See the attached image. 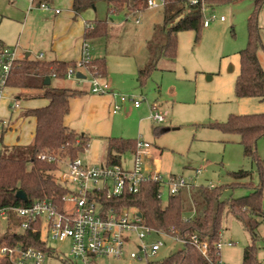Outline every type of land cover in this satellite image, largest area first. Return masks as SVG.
I'll list each match as a JSON object with an SVG mask.
<instances>
[{"label":"rangeland","instance_id":"1","mask_svg":"<svg viewBox=\"0 0 264 264\" xmlns=\"http://www.w3.org/2000/svg\"><path fill=\"white\" fill-rule=\"evenodd\" d=\"M156 1L161 3L162 0ZM254 5L255 0H230L210 7L205 5V18L214 16L216 20L211 21L208 28L202 29L199 41H196L194 31L179 33L176 60L161 59L157 70L152 72L144 86H140L137 80L138 68L143 69L148 63L147 44L165 41V34L161 32L163 7L146 9L138 14L123 11L113 15L109 14L107 0H97L96 9L91 7L74 16L72 0H60L56 6L63 11V15L46 20L39 11L28 12L27 0H0V39L5 42L34 43V54L35 51L53 49V44H56L58 52L55 57H61V51L67 49L65 42H84V22L108 19L107 37L89 41L91 55L93 58L99 55L107 58L109 79L115 91L135 97L141 101L142 107L136 110L133 102L127 101L122 111L110 118L113 135H125L151 143L146 163L153 164L163 174L184 173L186 177L195 179L197 185L221 186L236 181L230 173L247 170L254 172L253 181L258 184L256 166L245 158L240 137L204 126L225 123L230 115L264 113V101L238 99L235 94V84L240 74V52L248 46V20ZM27 14L30 16L23 27V18ZM222 17L225 21L220 20ZM259 26L264 45V7L259 14ZM9 47L16 48V45ZM19 51H23L22 45ZM52 57L45 54L46 59ZM259 58L264 67L262 51ZM84 81V87L90 88L89 82ZM75 82L73 79V82L63 81L60 85L75 88ZM154 106L165 117V122L156 124L150 119ZM13 139L14 134L7 133L4 144L13 142ZM257 149L259 156L264 158V139L258 142ZM80 158L84 159V155ZM122 164L130 168L132 156H124ZM196 170H202V173L194 178ZM247 193L245 189H237L225 193L223 199L231 195L240 198ZM167 200L165 196L163 202ZM259 233L263 237L258 243L259 258L264 263V222ZM222 237V242L231 241L234 246L221 250V261L225 264H242L243 250L251 244V238L243 223L229 209L225 211ZM154 240L152 237L149 241ZM164 242L166 246L159 254L160 259L183 248L166 238ZM49 243L64 255L70 253V241ZM132 250H135V245L128 248V251ZM105 263L139 264L127 256Z\"/></svg>","mask_w":264,"mask_h":264},{"label":"trees","instance_id":"2","mask_svg":"<svg viewBox=\"0 0 264 264\" xmlns=\"http://www.w3.org/2000/svg\"><path fill=\"white\" fill-rule=\"evenodd\" d=\"M52 2L53 0H40ZM230 0H165L164 24L161 32L165 34L164 42H149L148 63L138 73V82L144 86L153 71L157 70L161 59L176 60L178 56V35L181 32H196L199 41L204 28V6L226 3ZM97 0H73L75 16L94 7ZM148 0L108 1L109 14H120L123 11L138 14L148 9ZM264 7V0H255L253 12L248 20V46L240 52V74L235 84L238 99H258L264 101V67L259 52L264 53V45L259 26V14ZM87 25L84 38L87 41L105 38L109 32L108 19ZM5 46L0 45V49ZM79 62L18 60L12 70L9 87L25 89L29 76L66 79L69 68L78 69ZM95 67L102 74L107 73L106 58L94 59ZM36 97L48 100L43 108L25 112L26 117H34L37 121L33 142L29 146L4 145V132L0 135V204L2 206H29L32 203L50 199L60 208L64 206V197L68 189L56 180L57 163L42 161L40 156L51 153L59 159H78L89 147L90 138L65 125V117L70 111V101L83 94L72 88H55L51 85L35 88ZM206 127L220 130L229 135H238L241 139L245 158L256 166L259 183L253 181L254 172L239 170L229 175L236 180L234 183L214 186L200 185L189 191L170 196L166 203L158 198V185L146 182L141 185L138 193L124 192L122 196L107 198L106 193L100 196L105 209L120 211L124 208H137L142 214L145 224L155 230L187 235L198 233L208 238L212 256H215V244L222 240L225 211L240 220L251 238V244L243 252L242 264H263L259 258L258 243L263 239L259 233L264 222V158L258 154V142L264 139V113L249 115H230L225 123H211ZM135 139L109 138L106 166H122L124 155L135 154ZM244 181V182H243ZM245 189L248 193L240 198L231 195L223 199L225 193ZM24 193L27 202L19 199ZM14 220V218H13ZM18 220L16 219V222ZM17 224V223H15ZM16 226L3 230L0 226V246L23 244L44 251H49L46 243L35 233L37 226L20 233L14 231ZM0 264H9L0 260ZM160 264H208L202 254L190 245L171 253Z\"/></svg>","mask_w":264,"mask_h":264},{"label":"built area","instance_id":"3","mask_svg":"<svg viewBox=\"0 0 264 264\" xmlns=\"http://www.w3.org/2000/svg\"><path fill=\"white\" fill-rule=\"evenodd\" d=\"M27 2L28 12L54 10L56 14L61 13V10L54 9L48 2L40 0H27ZM192 3L195 4L197 1ZM147 6L148 9L164 7L165 0L161 3L148 0ZM214 20H216L214 16L210 19L205 18L204 28H208L210 22ZM220 20L225 21V18L222 17ZM88 26L93 27L91 24ZM19 59L17 48L6 46L0 49V102L5 98L12 70ZM92 62L91 45L89 41L84 40L83 56L78 63V69L69 68L66 80L82 81L77 74L85 75L93 95L112 96L117 99L113 105L114 114L119 113L127 101H132L136 108L141 107V101L135 97L114 92L106 76L95 67L92 69ZM19 107L18 103L12 106L13 109H19ZM152 110L150 119L154 123L165 122V117L157 112L156 106ZM10 128L8 120H0V135L9 131ZM151 147L150 143L138 140L131 169H125L120 165L91 166L80 157L68 160L59 159L48 152L42 154L40 156L42 161L57 163L56 180L69 191L64 197L63 208L50 199L38 200L29 206L5 207L0 204V226L3 230L16 226L14 231L20 233L30 230L32 226H37L34 232L40 233L49 251L20 243L15 245L4 243L0 246V260H5L9 264H104L110 260H122L127 256L139 264H160L165 259H160L159 254L166 246L164 242L166 238L183 247L186 245L194 247L208 264H225L220 259V252L224 247H233V242L216 243L214 245L216 258H213L208 238L204 239L198 233L178 235L155 230L145 224L137 208L107 210L99 201L103 193H106L107 198L122 196L126 191L138 193L141 185L146 182L158 185V198L162 201L165 196L169 198L200 186L195 183V179L185 175L165 176L158 171L149 170L146 158L147 150ZM201 173L202 170H196L194 178ZM210 187L214 188L213 185ZM152 237L155 240L149 241ZM50 241H70V253L64 255L55 250L50 245ZM132 245H135V250L128 251Z\"/></svg>","mask_w":264,"mask_h":264},{"label":"crops","instance_id":"4","mask_svg":"<svg viewBox=\"0 0 264 264\" xmlns=\"http://www.w3.org/2000/svg\"><path fill=\"white\" fill-rule=\"evenodd\" d=\"M54 1L55 0L50 2V4L53 6L54 9H58L56 4L59 3L60 0H57L56 2ZM34 11H37V12L39 11L42 15H44V18L46 20H48V18L50 17L57 19V17L63 15V11H61L60 14H56L54 10L46 11V12L41 11V10H34ZM72 12L74 13L73 0H72ZM28 14L25 15L23 18V22H22L23 27H25L29 19L28 17L30 15ZM74 16H75V13H74ZM8 18L12 20H17L15 18H10V17ZM97 21H102V20H97ZM92 23L94 22L92 21L84 22L83 35H85V29L87 25L92 24ZM83 39L85 40L84 37ZM65 43H67V46L64 45L65 47H67L66 51L65 50L61 51V54H62L61 57H55L56 53L58 52V51L56 52V50H58V46H56V44H53V49H50V50L46 49L45 52L35 51V54H34L32 53V47L35 46L34 43L5 42L0 39V45H3L5 47L6 46L9 47L10 45H13V44L16 45L20 60L29 59V60H43V61H56L57 60V61H62V62H80L83 56V42L79 41V42H65ZM89 43L91 44V42ZM93 43H96V42H93ZM107 43L108 42H106V46H107ZM21 45H22L23 51H21L20 53L19 48H21ZM45 54L46 56L47 54H50V56H53V57L51 59H46ZM54 58H57V59H54ZM101 58H106V57H104V55H99L98 57L93 58V60L101 59ZM106 61H107V58H106ZM141 69L142 68H138V73ZM105 76L112 90L116 92L115 89L113 88V83H111L109 79L108 63H107V73L105 74ZM81 80L82 81L76 80L75 86L76 84L77 86L72 89L82 91L83 94H81L80 96L76 98L71 99L70 111H69V114L65 117V125L69 127L70 129H73L74 131L80 134H84L90 138L89 147L82 154L84 155L83 161L91 166H102V165H105L107 161L108 139L109 138H113V137L124 138V139H133V138L125 137V135H121V136L119 135L120 137H116L113 135L114 134L113 129H112L111 124L109 123L110 118L113 119V115L115 117V115H118L122 111L121 109L119 113L117 114L113 113V105L115 102H117V99H115L112 96L93 95L90 91V88L84 87L85 81L83 79ZM48 81H50L49 85L55 88H65L66 86L60 85L61 82L63 81L73 82V80H66V79H58V78L51 79V78H46V77L29 76L26 80L27 88L25 89H18V88H12V87L7 88L5 92V98L0 102V120L9 121L11 128L9 131H7V133L14 134V139H13V142L7 145L4 144L5 146L7 147L29 146L33 142L35 132H36L37 121L34 117H31V116L26 117L24 114L26 111L43 108L48 105V100L36 97L38 94H35L39 92L38 91L39 89L36 90L35 88H42L43 86H48L47 84ZM21 101H23L22 104L20 103ZM14 103L19 104L20 106L19 109L12 108ZM134 108L136 110H140L142 107L136 108L134 106ZM12 123L14 125H12ZM135 140H138V139H135ZM144 142H147V141H144ZM130 155L132 156V164H133L134 154H130ZM132 164L130 168L124 166L123 164H122V167H124L125 169H131ZM147 166L149 167L148 168L149 170L158 171L161 173L159 169H155L153 167V164L147 163ZM163 175L168 176V175H172V173L163 174ZM175 175H178V174H175ZM179 175H185V174L182 173ZM226 242H231V241H226ZM242 261H243V256H242Z\"/></svg>","mask_w":264,"mask_h":264},{"label":"water","instance_id":"5","mask_svg":"<svg viewBox=\"0 0 264 264\" xmlns=\"http://www.w3.org/2000/svg\"><path fill=\"white\" fill-rule=\"evenodd\" d=\"M77 77H78L79 79L86 80V76L83 75V74H81V73H78V74H77ZM47 84L49 85V84H50V81H48ZM18 197H19V199H21L22 201L27 202V197H26V195H25L24 193H22V192L19 193ZM139 215H141V214H139Z\"/></svg>","mask_w":264,"mask_h":264}]
</instances>
